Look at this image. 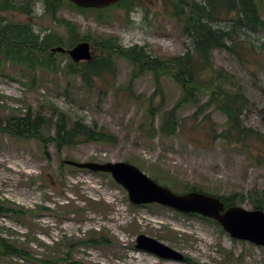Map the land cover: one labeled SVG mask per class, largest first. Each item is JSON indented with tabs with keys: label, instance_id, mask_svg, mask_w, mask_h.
Instances as JSON below:
<instances>
[{
	"label": "rangeland",
	"instance_id": "rangeland-1",
	"mask_svg": "<svg viewBox=\"0 0 264 264\" xmlns=\"http://www.w3.org/2000/svg\"><path fill=\"white\" fill-rule=\"evenodd\" d=\"M17 1L19 5L22 0ZM133 1L132 12L143 13V27L133 38L141 37L148 52L166 58L187 50L191 41L183 24L171 18L170 6L162 0ZM64 4L56 14L59 22L47 12L38 18L20 11L0 16L37 24L41 37L47 30L65 36L62 21H71L81 37L89 40L93 58L100 51L96 43L110 37L120 41L133 25L130 15L116 6L84 13ZM261 15L264 20V0ZM219 26L228 28L225 22ZM250 38L256 44L254 51L241 56L223 50L213 53L216 69L229 78L228 87L243 90L250 100L244 124L261 134L239 141L224 142L219 136L227 127L224 114L213 108L197 111L191 105L179 110L180 124L174 135L160 133L161 114L174 107L181 90L164 77L162 91L156 92L148 73L132 81V67L124 58L115 59L116 73L106 75L105 82L95 80L99 89H87L78 77L62 73L39 72L35 82L27 85L19 68H2L1 116H21L29 110L48 116L56 109L53 123L63 112L70 123L105 131L112 139L82 141L58 151L50 143L44 148L36 139L0 134V202L26 214L25 219L11 213L0 215V237L25 247L37 260L2 256L0 264H45L48 260L52 264H264L263 247L232 238L213 220L156 204H132L111 175L66 163L60 168L66 160L127 162L177 194L195 188L220 196L238 194L236 206L247 210H254L257 200L264 204V33ZM62 55L59 59L64 64L74 63L67 53ZM152 108L158 115L151 116ZM99 234L107 236L109 243L94 247L81 242ZM142 234L180 252L184 260H167L137 249Z\"/></svg>",
	"mask_w": 264,
	"mask_h": 264
},
{
	"label": "trees",
	"instance_id": "trees-1",
	"mask_svg": "<svg viewBox=\"0 0 264 264\" xmlns=\"http://www.w3.org/2000/svg\"><path fill=\"white\" fill-rule=\"evenodd\" d=\"M162 1L166 6H170L171 18L183 24L185 35L191 41L187 50L179 56L161 58L139 45L125 50L120 46L118 39L110 37L96 43L100 51L91 61L77 64L69 61L64 64L62 59H59V56L63 55L52 53V49L58 47L71 49L80 42L89 41L87 37H81L76 24L62 21L66 31L65 36L47 30L41 37L40 34L33 32L31 23L14 22L7 16H0V70L5 67L19 68L26 75L23 77L27 78L25 83L27 85L35 82L39 72L62 73L68 77H78L80 84L87 89H99L95 80L100 79L105 82L106 75L116 73L115 59L124 58L132 67V81L140 74L148 73L153 77L156 92L162 91L164 77L170 78L181 90V96L174 107L161 114L160 133L167 136L174 135L180 124L179 110L183 106L191 105L197 107V111L213 108L225 115L227 127L219 134L224 142L261 137V134L244 124V113L250 106L249 98L243 90L239 88L231 90L228 87L229 78L226 73L216 69L213 53L223 50L241 56L244 51L255 50L256 44L251 40L250 35L264 33L262 0ZM17 3V0H0V14L20 11L22 14L31 15L33 0H22L19 5ZM64 3L78 11L84 13L88 11L73 5L69 0H44L45 12L54 17V22H59L56 14L63 9ZM133 6V0H121L116 5L122 8L127 16L131 14ZM224 22L228 24V28L219 26ZM115 84L116 80L113 85ZM55 111L50 112L48 116L34 114L31 110L21 116L0 115V134L24 140L36 139L44 148L50 143L55 145L58 151L74 147L82 141L107 143L112 139V136L105 131L101 132L102 130L88 127L81 122L70 123L63 112H59L57 121L53 123L54 114L57 113ZM157 111L152 108L149 113L153 117L158 115ZM208 118H210L209 114L206 116V119ZM52 129L54 132L51 131ZM64 167H66L65 161H61L60 168ZM190 191L206 193L195 188L186 190L185 193ZM211 195L219 197L226 207L238 203V194ZM254 209L264 210V204L257 200ZM8 213L14 214L19 219H25L26 215L23 210H16L11 204L0 202V215ZM99 235L91 236L81 242L94 247L100 246L101 243L105 244V241L109 243V240H106L107 236ZM25 249L23 246L9 244L0 237V257H25L35 260L26 253ZM52 263V260L45 262V264Z\"/></svg>",
	"mask_w": 264,
	"mask_h": 264
},
{
	"label": "water",
	"instance_id": "water-1",
	"mask_svg": "<svg viewBox=\"0 0 264 264\" xmlns=\"http://www.w3.org/2000/svg\"><path fill=\"white\" fill-rule=\"evenodd\" d=\"M80 8L104 9L116 5L120 0H69ZM53 53H67L76 62L93 59L91 44L81 42L66 50L58 47ZM67 165L92 172L112 174L114 181L127 192L130 201L136 205L158 204L184 214H195L219 223L230 236L264 247V211L247 210L240 206L226 207L220 198L197 191L176 194L143 173L138 167L126 162H77L66 160ZM136 248L148 251L167 260L183 261L184 256L175 249L146 235H139Z\"/></svg>",
	"mask_w": 264,
	"mask_h": 264
},
{
	"label": "clouds",
	"instance_id": "clouds-1",
	"mask_svg": "<svg viewBox=\"0 0 264 264\" xmlns=\"http://www.w3.org/2000/svg\"><path fill=\"white\" fill-rule=\"evenodd\" d=\"M45 11H46V7L44 4V0H36L32 10L33 17L34 18L41 17L44 15ZM130 17L133 21V25L127 32H125L121 36L120 39V46L125 50H128L137 45L143 47L141 37L136 36V38H133L137 33V30L143 27V13L141 10L137 9L130 14ZM33 32L35 34H40L39 27L35 23L33 24Z\"/></svg>",
	"mask_w": 264,
	"mask_h": 264
}]
</instances>
